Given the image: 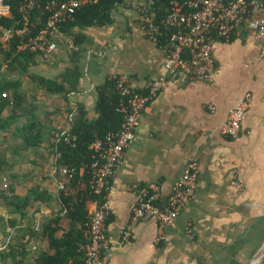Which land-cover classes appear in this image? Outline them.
Here are the masks:
<instances>
[{"label": "crops", "instance_id": "1", "mask_svg": "<svg viewBox=\"0 0 264 264\" xmlns=\"http://www.w3.org/2000/svg\"><path fill=\"white\" fill-rule=\"evenodd\" d=\"M126 0L114 10V22L90 27L91 41L71 49L72 37L62 32L57 49L22 78L26 95L0 114V264H36L44 253L55 254L50 227H70L68 196L85 193L86 168L75 181L61 172L59 144L73 128L81 107L89 120L99 118L100 88L127 74L144 89L165 73V55L141 28L140 5ZM74 42V41H73ZM262 41L248 30L230 40L215 41L218 72L212 82L172 81L142 116L136 139L126 150L112 178L108 233L114 253L108 264H264V58ZM74 52H79L76 55ZM79 65V88L65 95L47 92L30 74L61 80ZM247 92L253 95L240 135L221 133L229 112ZM200 161L195 197L182 208L174 225L157 243L155 219L134 225L124 240L139 201L134 184L158 182L165 196L172 191L192 159ZM76 174V173H75ZM93 199L86 200L89 214ZM59 218V223L54 218ZM32 230L34 232H32Z\"/></svg>", "mask_w": 264, "mask_h": 264}, {"label": "built area", "instance_id": "2", "mask_svg": "<svg viewBox=\"0 0 264 264\" xmlns=\"http://www.w3.org/2000/svg\"><path fill=\"white\" fill-rule=\"evenodd\" d=\"M7 0H0V17L10 13ZM99 0H52L47 9L50 17L46 26L35 36L22 39L19 51L30 49L40 51L44 57L57 49L56 38L60 36V23L76 10ZM39 0H25L21 7L24 14V27L18 29L23 36L31 18V12ZM156 0H146L140 5L141 28L145 35L159 45L165 55V73L150 79L144 89L136 88L129 75L116 76L120 94L117 111L122 115L121 127L111 130L103 137L96 138L89 146L93 152L90 165L91 193L97 196L96 207L91 212L90 226L86 231L88 244L84 264H108L114 253V244L108 233L110 214L109 197L112 178L117 172L126 150L136 139L141 119L153 99L166 89L172 81L187 83L191 81L212 82L218 72L215 56V41L230 40L243 30L251 31L262 41L261 55L264 58V0H170L166 16L157 17L152 11ZM0 28L3 42L12 35V30ZM71 49L78 46L70 41ZM3 96H6L4 93ZM253 95L247 92L238 104L230 110L221 133L229 138L240 135L246 113L252 107ZM78 135L67 130L62 139L76 144ZM76 167H62L61 172L72 178ZM200 175V161L192 157L185 174L180 177L173 191L165 196L160 183L147 185L134 184L132 190L138 194L139 201L134 207L132 222L124 231V240L133 236L134 225L140 221L155 219L159 223L157 243L165 239V228L174 225L182 208L196 194Z\"/></svg>", "mask_w": 264, "mask_h": 264}, {"label": "trees", "instance_id": "3", "mask_svg": "<svg viewBox=\"0 0 264 264\" xmlns=\"http://www.w3.org/2000/svg\"><path fill=\"white\" fill-rule=\"evenodd\" d=\"M52 0H39L37 7L31 12V18L27 32L20 36L17 30L24 27L23 12L21 10L25 0H7L6 4L10 6V13L0 17V28L12 30L13 35L3 42L0 35V114L10 104H21L26 99L22 91V78L9 79L4 74L3 66L7 64V70L18 72L24 76L29 74L31 67L37 64L41 58L40 51L26 49L18 50V45L22 39H28L30 36L37 35L50 17L47 5ZM126 0H99L96 3L88 4L75 13L68 15L60 23V31L65 37H72L77 46L82 47L85 43L91 41L86 31L90 27L107 26L114 22V10L119 4ZM170 0H156L152 11L157 13L160 19L166 16L170 9ZM2 32V33H3ZM79 55V52H74ZM32 81L47 92L64 93L76 91L79 88L82 72L79 65L68 67L61 75V80L46 78L39 74H30ZM6 96H3V94ZM120 94L117 89L115 78L108 80L100 88V100L97 110L99 118L92 121L86 116V110L81 107L77 117L74 120L72 133L79 137L76 144L68 143L61 139L59 150L61 157L59 163L67 167H76V174L73 181L79 176V170L86 168V173L91 180L90 165L93 162V152L90 150V144L98 137H103L111 130H117L121 127L123 118L117 111ZM97 199V196L91 193V183L85 193L77 196H68L66 199L70 204L67 218L70 219V227L65 229L63 236H55V233L61 227L45 230V234L50 236L52 246L56 249L55 254L44 253L37 259L36 264H84L86 256V246L88 238L86 231L90 226L91 215L86 209V200ZM59 223L60 217L54 218ZM32 232H34L32 230Z\"/></svg>", "mask_w": 264, "mask_h": 264}]
</instances>
